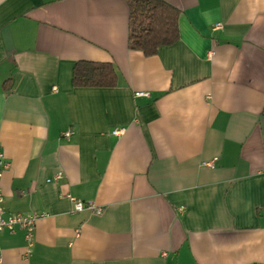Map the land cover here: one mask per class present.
I'll return each mask as SVG.
<instances>
[{"label":"crops","instance_id":"0c3cea01","mask_svg":"<svg viewBox=\"0 0 264 264\" xmlns=\"http://www.w3.org/2000/svg\"><path fill=\"white\" fill-rule=\"evenodd\" d=\"M167 1L145 56L125 0H0V204L39 215L0 264H264V0ZM79 60L116 84L74 86Z\"/></svg>","mask_w":264,"mask_h":264},{"label":"trees","instance_id":"16d2710c","mask_svg":"<svg viewBox=\"0 0 264 264\" xmlns=\"http://www.w3.org/2000/svg\"><path fill=\"white\" fill-rule=\"evenodd\" d=\"M128 7L127 47L145 56L178 39L179 10L167 0H125ZM74 86H114L116 72L106 61L79 60L72 70Z\"/></svg>","mask_w":264,"mask_h":264},{"label":"built area","instance_id":"2783aa9c","mask_svg":"<svg viewBox=\"0 0 264 264\" xmlns=\"http://www.w3.org/2000/svg\"><path fill=\"white\" fill-rule=\"evenodd\" d=\"M216 27L220 26V23H216L214 24ZM136 95H147L148 92L145 91H138L135 92ZM124 131L123 127H115L112 128L111 133L114 135H119ZM69 132L65 131L64 135H68ZM207 165H212V163L210 161L206 162ZM8 162L7 160L4 158L2 152H0V178L2 175L3 170L7 167ZM61 175L60 172H57L54 176L53 179H57L59 178ZM1 191H0V202H1ZM72 202H73V208L75 210H80L85 208H89L92 209L96 212H99V208H95V206L90 203H83L78 199L72 198ZM3 207L0 204V231L7 229L9 231H14L16 229H21L24 232V238L27 242V245L30 246L31 242H32V236H33V232H34V228H35V222L36 219L38 218L39 215H37L36 213L33 212H17V213H9L6 216H3Z\"/></svg>","mask_w":264,"mask_h":264}]
</instances>
